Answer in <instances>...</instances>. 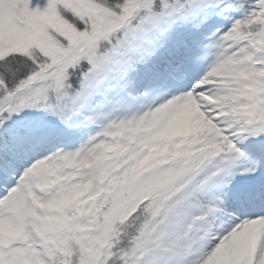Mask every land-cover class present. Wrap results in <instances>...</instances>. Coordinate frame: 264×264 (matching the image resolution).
<instances>
[{
    "label": "snow or ice",
    "instance_id": "obj_1",
    "mask_svg": "<svg viewBox=\"0 0 264 264\" xmlns=\"http://www.w3.org/2000/svg\"><path fill=\"white\" fill-rule=\"evenodd\" d=\"M0 264H264V0H0Z\"/></svg>",
    "mask_w": 264,
    "mask_h": 264
}]
</instances>
